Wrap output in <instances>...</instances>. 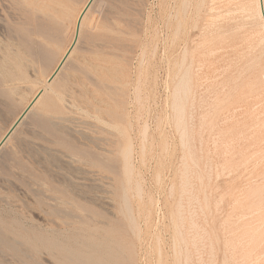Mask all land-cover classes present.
Segmentation results:
<instances>
[{"label": "rangeland", "instance_id": "374dc122", "mask_svg": "<svg viewBox=\"0 0 264 264\" xmlns=\"http://www.w3.org/2000/svg\"><path fill=\"white\" fill-rule=\"evenodd\" d=\"M86 1L72 0L74 15ZM252 7L96 2L63 86L47 89L0 156V264H62L41 238L73 250L101 215L121 221L134 264H264V59L247 42L263 19ZM66 25L56 60H37L26 14L0 0V138L68 46ZM62 192L71 203L54 201Z\"/></svg>", "mask_w": 264, "mask_h": 264}, {"label": "bare ground", "instance_id": "6f19581e", "mask_svg": "<svg viewBox=\"0 0 264 264\" xmlns=\"http://www.w3.org/2000/svg\"><path fill=\"white\" fill-rule=\"evenodd\" d=\"M11 1L14 5H16L18 10H20L21 12H24L26 14L27 23L30 24V26L28 27V30L30 32L29 37L27 36V38H25V43L28 45L26 51L29 52L30 54L34 55L37 58V60H46L52 64V62L56 60V57L58 54V51H55V50L53 51L54 43L59 41V40L64 39L65 37L67 38V36H68L67 34L69 33V32H67V29L69 27H67L66 23L69 21H72V30H71V36H70L71 39L69 41L68 46L64 50L63 54L60 56L57 64L53 68L52 72L45 79L43 86L37 91V93L32 98V100L28 103V105L24 108V110L19 114V116L15 119V121L12 123L9 130L0 138V154H1L0 156H2V154H3L2 152L5 148V146L7 145L9 140L12 138V136L17 131L19 125L23 122V120L33 110L34 106L40 100H42L44 98L43 96L46 93L47 89L48 88H52V89L61 88L63 86V83H61L58 80V77H59V75H61L63 73L68 62H71L73 65L76 64V62H77V57H76L77 44L79 43V41H80V39L84 33L91 31L92 25H90V24H92V23H90L88 21L89 13L91 12V10H92L93 6L96 4V2H98L100 0H87L84 4L83 8L75 15H74L73 7L71 6L72 0H11ZM185 11H186V9H185ZM252 15L254 17H258V18L263 19V25L259 31L250 33V35L247 38V42L249 44V49L257 51L259 54V57L264 59V53L262 51V46L264 47V0H254V7H252ZM185 41H186V39H185ZM26 53H25V56H26ZM16 57H17V61L20 64L23 63V61L25 59L23 54H18ZM6 75H8V74L6 73L5 76ZM144 78H145V76H144ZM100 82L104 83V81L102 79ZM102 86H104V88L110 90V88H108L107 85L106 86L102 85ZM139 90H140V88H139ZM179 92H178V94H179ZM181 92H182V90H181ZM176 99L182 101V97L180 95H178ZM175 108H176L177 112L179 113L180 120L182 122L184 119L183 118L184 114H185V104L183 102H177L176 101L175 102ZM108 112L114 113V112H112V110L111 111L109 110ZM115 115L118 116V113H116V111H115ZM95 140H97V139H95ZM207 140H209V139H207ZM174 146H175V144H174ZM129 150L130 149L122 150L119 152V156H122L125 159V161L128 160L129 153H130ZM3 155H5V153ZM5 156H3V157L5 158ZM95 158H96L97 162H99L100 157L96 156ZM2 159L3 158H1V160ZM1 160H0V162H1ZM77 161H79V160H77ZM66 163H68V162H66ZM99 164L104 169L109 167L102 160H100ZM110 168L113 169L114 164H112L110 166ZM86 173H89V172H86ZM186 173H187V171H186ZM82 175H84V174H82ZM69 180H71V179H69ZM72 184H69V185L72 186V188H73ZM74 186L76 188V185H74ZM72 191L73 190H71V192ZM64 198H65V194H64V192H62L61 195H58L57 197L54 198V201L56 200V202H59V203L62 202V203H67V204L71 203L70 201L65 200ZM103 199H105V198H103ZM60 200H61V202H60ZM127 210H129V208ZM61 217L63 218L62 219L63 223H67V224L73 223V213L69 212V210H65ZM101 217L102 218L97 219V220L95 218L94 219L92 218L95 221L93 222V227L91 229V232L84 239L83 244L73 246V250L59 244L58 241H56L54 238L42 237L41 238L42 243L46 247H48L51 250L56 251L60 254V257H61L60 259H61L62 264H134L133 251L131 249L132 243L129 242L127 240V237L124 235V230H123L121 221L119 219H116L111 223V222H108V220H106L104 218L105 217L104 215H101ZM13 247H16V245H14ZM35 248L37 249V247H35ZM21 251L23 253H25V251L22 248H21ZM174 253H176V252H174ZM8 256H10V255H8ZM16 259H17V264H25L24 259H22L21 257H16Z\"/></svg>", "mask_w": 264, "mask_h": 264}]
</instances>
